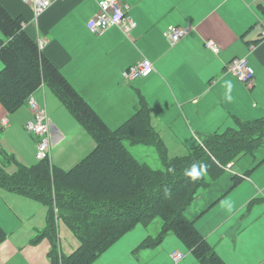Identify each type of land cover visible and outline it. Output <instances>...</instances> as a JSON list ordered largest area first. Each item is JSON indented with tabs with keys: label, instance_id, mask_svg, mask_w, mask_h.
I'll list each match as a JSON object with an SVG mask.
<instances>
[{
	"label": "crops",
	"instance_id": "1",
	"mask_svg": "<svg viewBox=\"0 0 264 264\" xmlns=\"http://www.w3.org/2000/svg\"><path fill=\"white\" fill-rule=\"evenodd\" d=\"M0 1L12 15L21 18L32 37L39 43L44 41L42 49L47 57L112 128L140 109L141 97L150 108L151 125L163 137L168 152L170 142L182 144L185 150L189 147L185 143L198 144L206 135L234 127L238 121L264 116L262 0H122L127 14L136 20V27L127 33L119 25H113L99 35L91 31L88 22L98 13L101 0H58L38 19L33 18L31 8L22 0ZM170 25L189 29L175 45L166 35ZM208 39L218 43L219 52L207 47ZM239 57H247L255 70L251 83L242 82L227 70V65ZM143 59L154 63L153 73L133 82L125 81L122 72ZM4 65L2 60L0 70ZM32 94L49 114L51 143L66 139L63 130L67 122L78 119L45 83ZM226 95H231L230 102ZM20 110H28L31 118L27 104L15 112ZM15 112H7L0 103V137L7 128L12 131L23 123L26 127L28 118L10 120L9 116ZM78 124L83 128L79 121ZM95 147L96 144L86 153ZM245 153L248 152H243L229 166L233 168L234 162ZM252 162L241 164L235 172L242 175L241 180L222 197L220 193L231 184L235 173L228 171V179L220 185L218 178H210L213 182L205 190V207L214 204L196 221L197 229L227 264H264V161L248 172ZM0 189L6 200L25 211L24 216L17 214L30 225V238L40 231L38 226L42 227V222H32L27 207L37 210L43 203ZM45 208L48 215V207ZM60 223L66 224L62 219L59 226ZM21 227L15 231H21ZM2 229L0 250L6 246L8 253L0 255V264H11L14 258H19L20 264H50L49 254L37 260L40 256L32 253L33 248L27 249L26 257H22L23 244L16 242L14 232L7 235ZM136 245L128 253L131 263L127 264H151L152 253L136 257ZM174 249L184 251L180 246L170 249L166 256L169 264H173L170 253ZM186 249L185 258L178 264H203L187 246Z\"/></svg>",
	"mask_w": 264,
	"mask_h": 264
},
{
	"label": "trees",
	"instance_id": "2",
	"mask_svg": "<svg viewBox=\"0 0 264 264\" xmlns=\"http://www.w3.org/2000/svg\"><path fill=\"white\" fill-rule=\"evenodd\" d=\"M0 30V58L5 64L0 70V103L5 110L13 113L26 105L28 97L45 83L96 140V147L70 169L56 165L51 158L30 166L15 158V173H8L0 164V188L35 198L48 207L46 232L51 239L61 219L79 239L80 245L70 254L61 253L54 243L50 264H92L135 225H149L157 217L162 220L161 238L173 231L203 264H227L196 227V221L214 203L200 213L188 215L187 209L208 181L206 176L219 178L243 152L253 153L264 145V116L210 133L196 146L186 147L185 156L169 159L163 137L151 125L144 97L138 111L112 128L47 57L21 18L12 15L1 1ZM125 140L155 146L165 170L139 161ZM262 161L264 158L252 162L248 172ZM193 165L202 170L195 181L184 174ZM231 178L220 197L234 188L242 175L235 173ZM1 234L0 226V242Z\"/></svg>",
	"mask_w": 264,
	"mask_h": 264
},
{
	"label": "rangeland",
	"instance_id": "3",
	"mask_svg": "<svg viewBox=\"0 0 264 264\" xmlns=\"http://www.w3.org/2000/svg\"><path fill=\"white\" fill-rule=\"evenodd\" d=\"M0 64H2L1 58ZM28 115V110H20L9 117L10 120L15 119L16 122V120L18 121L21 118L27 119ZM63 132L67 135V138L56 144L51 143L49 158H51L57 165L65 169H70L87 155L86 150L92 148L96 144V140L88 131H85V129L82 128L74 118H71L67 122L66 128H64ZM37 141V137L28 131L24 126V123L21 126H17L16 129L12 131L7 128L3 131L0 137V164L3 165L8 173H15L18 170V164L16 163L15 158L28 166L33 165L37 162ZM125 144L139 161L146 163L153 169L160 171L165 170L164 161L155 146L142 143L131 144L129 140H125ZM196 144L197 143H185V145L189 147L196 146ZM185 154H187V152H185L184 149L182 150V144H176L173 142L169 143V159L176 156H185ZM263 154L264 145L256 152L245 153V155H242L234 162L233 168L228 165L227 172L225 171L216 181H219L220 185L228 179V171L235 173L237 169H240L239 167L242 166L241 164H246L251 161L255 163L260 160ZM6 157L12 160L8 161ZM206 177L208 181H206L205 186L200 188L195 194L194 200L187 209L188 215L199 212L205 207V197H207V192L205 190H207L213 182V180H210L209 176ZM216 190L217 188L214 189V192H216ZM11 203L13 202L6 200L5 197L0 194V224L6 231L7 235L14 232L13 235L16 242L23 244L25 249L23 248L20 250L22 257H26L27 249L33 248V250H31L32 253L36 252L37 255L40 256L37 260H41L45 255L47 256L49 254L54 243H57L60 250L62 248L63 254L72 253V251L78 246L80 241L77 236L67 224L60 223L59 226V220L57 234L51 239L46 232L48 227V224H46L47 209L43 204H40L37 210L33 207H27V212L31 213L32 222H42V227H40L41 225L38 226L39 229L41 228L40 231L34 232L30 238V235L28 234L30 225L20 220V216L18 215L20 214L24 216L25 211L19 209L17 206H13ZM19 226H22L21 231H15ZM148 233L152 235V241L149 242L145 241L148 238ZM161 234L162 220L159 217L155 218L149 225L139 223L109 248L105 249L102 256L93 264H115L120 261L126 264L131 263L128 259V253L132 246L136 244L137 245L134 248L136 257H145V254L152 253V257L154 258L151 264H169L170 262L167 260L166 256L170 249L177 246L182 247L184 251L187 252L186 246L175 232H168L164 238H161ZM138 240H140L139 243H137ZM1 242L0 245L3 243ZM8 246L10 247L9 244ZM13 251L17 252L15 249ZM7 253L8 249H6V246L4 249L0 250V255L2 257ZM20 263L21 260L19 258H14L11 261V264Z\"/></svg>",
	"mask_w": 264,
	"mask_h": 264
},
{
	"label": "built area",
	"instance_id": "4",
	"mask_svg": "<svg viewBox=\"0 0 264 264\" xmlns=\"http://www.w3.org/2000/svg\"><path fill=\"white\" fill-rule=\"evenodd\" d=\"M32 10L33 18L41 17L56 1L58 0H22ZM264 4V0H262ZM119 25L125 32H129L136 27V20L127 14L123 7L122 0H101L99 1L98 13L88 22V26L95 34H102L109 27ZM189 32V29L179 25H170L166 29V35L172 45L178 43ZM264 35V29H262ZM44 41H40L43 48ZM208 48L214 52H219L220 47L214 39L206 41ZM155 69L154 63L149 59H143L136 64L127 67L123 72V78L127 82H133L139 78L147 77L153 73ZM227 70L237 76L242 82L251 83L255 76V70L250 65L247 57H239L233 59L228 65ZM27 106L31 111V118L26 123V128L32 134L39 137L37 143L36 159L44 160L49 158L51 149V123L47 112L41 107L37 99L31 94L27 99ZM6 124V119L3 120ZM173 264L181 262L186 254L180 249H174L170 253Z\"/></svg>",
	"mask_w": 264,
	"mask_h": 264
},
{
	"label": "clouds",
	"instance_id": "5",
	"mask_svg": "<svg viewBox=\"0 0 264 264\" xmlns=\"http://www.w3.org/2000/svg\"><path fill=\"white\" fill-rule=\"evenodd\" d=\"M229 88H231V85H228ZM225 99L227 101H231L232 97L231 95H226ZM203 168V166H201V169ZM186 176L190 177L193 181L197 180L200 178V176L202 175V170H197V166L193 165L190 169H185V173Z\"/></svg>",
	"mask_w": 264,
	"mask_h": 264
}]
</instances>
